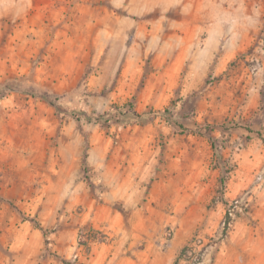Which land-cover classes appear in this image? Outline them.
Masks as SVG:
<instances>
[{
    "label": "rangeland",
    "instance_id": "rangeland-1",
    "mask_svg": "<svg viewBox=\"0 0 264 264\" xmlns=\"http://www.w3.org/2000/svg\"><path fill=\"white\" fill-rule=\"evenodd\" d=\"M0 88V264H264V0H0Z\"/></svg>",
    "mask_w": 264,
    "mask_h": 264
},
{
    "label": "crops",
    "instance_id": "crops-1",
    "mask_svg": "<svg viewBox=\"0 0 264 264\" xmlns=\"http://www.w3.org/2000/svg\"><path fill=\"white\" fill-rule=\"evenodd\" d=\"M255 33H251L247 31L245 33V43L249 41L253 37ZM149 166L151 165V161L149 162ZM151 168V167H150ZM144 182V184L141 185L140 181ZM145 183L147 186H145ZM147 189L148 191V196L149 199L147 202H145L146 206L142 209H145V211H142V215L140 212L137 211L132 214V224L130 225L131 227H135L137 225V220H135L137 217H140L143 219V226H153V228H159L161 223H160V218H161V170L157 172H152L146 176L145 174L140 177H133L131 180V192L133 194H141L144 193V191ZM149 213H147V212ZM146 220L148 223H146ZM157 240L159 238H156ZM103 250H99V254H96L97 259H100L103 255ZM129 261L124 260L117 262V264H127Z\"/></svg>",
    "mask_w": 264,
    "mask_h": 264
},
{
    "label": "trees",
    "instance_id": "trees-1",
    "mask_svg": "<svg viewBox=\"0 0 264 264\" xmlns=\"http://www.w3.org/2000/svg\"><path fill=\"white\" fill-rule=\"evenodd\" d=\"M4 88H0V98L3 97ZM43 99L46 100V96H42ZM132 103L121 106L114 107L113 109L105 112L101 115H87L81 110H74L70 112V115L76 118L77 120L81 118H85L88 122L99 123L102 126L106 125L111 120L117 119L123 124H130L134 122H141L143 120H147L148 118L144 114H138L134 112ZM257 136H261L260 133H256Z\"/></svg>",
    "mask_w": 264,
    "mask_h": 264
},
{
    "label": "built area",
    "instance_id": "built-area-1",
    "mask_svg": "<svg viewBox=\"0 0 264 264\" xmlns=\"http://www.w3.org/2000/svg\"><path fill=\"white\" fill-rule=\"evenodd\" d=\"M234 204L237 205L238 201L235 200ZM235 207V206H234ZM234 218V213H233V209L228 208L226 210V212H224V217L221 220L220 223V228H219V236H222L223 233H225L226 231H228V229L231 227L232 221Z\"/></svg>",
    "mask_w": 264,
    "mask_h": 264
}]
</instances>
